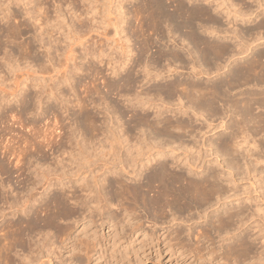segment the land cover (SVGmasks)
Returning <instances> with one entry per match:
<instances>
[{
  "label": "bare ground",
  "instance_id": "1",
  "mask_svg": "<svg viewBox=\"0 0 264 264\" xmlns=\"http://www.w3.org/2000/svg\"><path fill=\"white\" fill-rule=\"evenodd\" d=\"M4 1V0H2ZM9 1V0H8ZM15 2L16 4L17 3H20L22 5H24V16H26L27 18L25 20H18V22L16 23V25L14 26H9L6 28V32H5V36H8V37H12V38H16V37H21L24 35L23 31L27 29V27L32 23V24H36L35 26H37L36 28H39V33H38V36L40 37L41 41H42V36L45 34L44 33V28L46 27L47 25V21H44V20H41L39 18L40 14L41 13H44L46 12V8L45 9H42V7H40L41 5L37 2V0H10V2ZM121 1V0H120ZM141 1V0H140ZM174 2V8L173 10H169L166 6V1L165 0H142V3L143 4H139L140 7H138V4H137V9H134V10H138L140 11V15H143L141 16V21H142V17H144L145 14H143V12H148L151 16L147 14L148 19L149 21H152L154 22L155 26L152 25L150 22V26H154L155 30L159 28V31L162 32L161 34H164V36L162 35V37H165L167 38V41H175V38H177V42L179 40V34L182 32V35L183 37L181 38L180 36V39L182 40V43L183 41L187 44H189V48L187 49H190V52L188 53L190 55V57L188 58V55L186 54L187 50L184 49L186 52L185 54L186 55H183L184 56H187V58L189 59L188 61L184 62V60L186 59H183V57L181 56V54L178 52H176V50L174 49H169L168 51L164 50L163 54H161V51H159V49H157L158 53L160 52L161 56L164 57L163 60H166L168 61V63H166V65L163 63V67L167 66V71L169 72V74H167L166 76L169 77V80L165 81V85H162L163 87H157V84L155 85L156 88H155V91L154 93H160L159 96L157 95V99L158 100H161L162 98H164L162 95H164L165 97H172V95L175 94V97H177V101L179 103V106L177 105L178 103H174L175 105L178 106L177 110L178 111L176 114H181V113H185L187 109H189L190 105L188 106L187 103L191 104V107L193 108L194 107V110H198L197 113H199L200 115H203V114H206L210 117L212 116H216V115H219L218 117L220 118V124L221 127L222 126H225V128H230V131H229V138H227V140L224 142V143H221L223 144L222 146L219 145V143H217V145L221 148H219L217 145H216V142L214 143L211 139V141H207L205 142L210 148H213L214 150V153L215 152H219V149H221V153H224V156H228V152L227 151H230V148L227 147V144L228 143H231V145H235V146H238L240 147V149L242 150V146L246 145V146H249V148H251V150L248 148H244V151H246L245 149H247L248 152L252 153L253 150L258 147V143L255 139V137L258 135L259 136V131H263L262 135L264 134V117L260 116V114H257V115H254L255 113H253V109H254V105H257L258 106H264V60H262V57L264 56L263 55V50L261 51V49L259 51H255V47L258 46V45H262L264 42H258L259 40H262L264 37L262 36L264 34V25L262 24H257L255 25L254 27L252 28H249L250 26H247L248 28H245L244 26V30L243 28L242 29H238V31L235 33V30H233V34H234V42L233 43H227V42H224V34H220V32L222 30L219 29V24H220V21H219V17L218 15H214L212 14V11H218L219 13L220 12H224L225 15H229L231 14V12L233 13L232 16H234V18H239L238 20H241V22H247L248 23V20H250V18L252 16H257L258 15V11H257V8L259 7H263L264 3H262V0H250V3L246 4L244 2H242L241 0H237V8L236 9H233L231 10L230 9V6L233 5L232 1L230 4H228V2L226 0H222L220 2H218V0H201L203 2H206L207 3V6L206 4L205 5H201L200 3H195L196 6H193L192 5H188V1L190 2V0H172ZM199 1V0H198ZM209 1H211V5L213 6V8L209 7ZM236 1V0H235ZM5 2V1H4ZM4 2H3V5H4ZM13 2V4H14ZM166 2V3H165ZM264 2V1H263ZM41 3V2H40ZM70 3V2H69ZM191 3V2H190ZM193 3V2H192ZM252 3H254V6L255 9L252 7ZM1 2H0V14H2L1 16V19H5L7 22V20L11 17L13 19H16L18 17H20L21 14H19L18 12H13V11H10L9 10V6L8 4L6 5L7 7L5 8L7 11L5 12L4 11H1ZM12 4V3H11ZM42 4V3H41ZM198 4V5H197ZM2 5V6H3ZM136 5V4H135ZM134 5V6H135ZM167 5H170L169 3ZM58 6V5H57ZM60 6V5H59ZM70 6V5H69ZM120 8L118 6H115V8ZM122 7V6H121ZM253 9H252V8ZM117 8L115 10H117ZM124 8V6L122 7ZM119 9V14L120 13H123L122 11L124 9ZM56 9V8H55ZM72 9V8H71ZM128 9V8H127ZM146 9V10H144ZM3 10V9H2ZM40 10H43V11H40ZM122 10V11H121ZM129 10V9H128ZM60 11V10H59ZM77 10H75L72 14L74 16L77 15ZM125 11V10H124ZM127 11V10H126ZM137 11V12H138ZM260 11V10H259ZM72 12V10L70 11ZM109 12V10H108ZM135 14V13H134ZM138 14L136 16H138ZM217 14V13H216ZM261 14L262 16H264V9L261 10ZM260 14V15H261ZM82 15V12H79V14L76 16L77 20L79 17H81ZM122 15V14H121ZM120 15V16H121ZM124 15V14H123ZM224 15V16H225ZM60 16V15H58ZM72 16V17H73ZM135 15H133L134 17ZM145 16V17H147ZM22 17V16H21ZM20 17V18H21ZM140 17V16H139ZM118 15H117V19H118ZM135 18V17H134ZM31 19V21H30ZM74 19V18H72ZM116 19V18H115ZM120 19V18H119ZM124 19V18H123ZM121 19V21L123 20ZM136 19V18H135ZM144 19V18H143ZM147 19V18H146ZM151 19V20H150ZM252 19V18H251ZM139 20V19H137ZM30 21V22H29ZM129 21V20H128ZM140 21V20H139ZM144 22H146L145 20H143ZM251 21V20H250ZM34 22V23H33ZM36 22V23H35ZM124 22V21H123ZM138 22V21H137ZM196 22H200L205 24L203 25V27H201L200 25V28H203L202 30H199L196 26ZM259 22V21H258ZM263 22V21H262ZM132 23V22H131ZM148 22H146L145 24H147ZM126 24V23H125ZM128 24V23H127ZM135 24V23H134ZM140 24V22H139ZM142 24V25H141ZM140 26L142 27L143 26V23L141 22ZM164 24L165 26L163 27ZM199 24V23H198ZM251 24V23H250ZM114 25L116 26H113L115 29H118V21L116 20V22L114 23ZM120 25V24H119ZM124 25V24H123ZM149 25V24H148ZM31 26V25H30ZM34 26V25H33ZM206 26V27H205ZM242 26V25H241ZM120 27V26H119ZM137 27V26H136ZM139 27V26H138ZM123 28V27H122ZM127 28V27H126ZM131 28V27H130ZM135 28V26H134ZM221 28V27H220ZM240 28V27H239ZM75 29V28H74ZM72 28V30H74ZM114 29V31H116ZM124 29V28H123ZM139 31L140 29L142 30V28H138ZM137 29V30H138ZM148 28H146L145 30H147ZM38 30V29H37ZM35 29V31H37ZM122 30V29H121ZM120 30V31H121ZM132 30V29H131ZM136 30V28H135ZM152 30V31H151ZM184 30V31H183ZM119 31V30H118ZM119 31V32H120ZM130 31V30H129ZM152 32V35L151 36H154L153 33H155L153 31V28L152 29H148L147 32ZM157 31V30H156ZM226 31V30H225ZM77 32V31H76ZM117 32V31H116ZM114 32V33H116ZM117 32V33H119ZM123 32V30H122ZM135 33L137 31H134ZM180 32V33H179ZM202 32L207 33V34H210L209 37H211L212 39H210L209 37H206V35H203ZM144 33V30L143 32ZM159 33V32H158ZM177 37H175V35H177ZM37 34V33H36ZM76 36H78V38H82L84 37L85 35H82V34H77L75 33ZM140 34V33H139ZM138 34V35H139ZM151 33H149L150 35ZM117 35V34H115ZM137 35V33L135 34ZM144 34H140V36H142ZM145 35H146V31H145ZM157 35V34H156ZM212 35V36H211ZM34 36H37L34 34ZM124 36H125V33H124ZM147 37H149L148 35H146ZM161 36V35H160ZM38 37V38H39ZM126 37H129V36H126ZM143 37V36H142ZM146 37V38H147ZM36 38V37H34ZM36 38V39H38ZM137 38V37H136ZM160 38V37H158ZM172 38V39H171ZM49 39V42H48V45L46 43V46L44 45V49L46 50L45 54H46V57H47V60L49 61V63L51 64V67L50 68V71L53 70L55 72L56 77L60 78L58 79L59 81L57 82L56 80V83H53V85H50L47 87V89H43L44 85L37 82L36 81V77L34 75H26V77L24 78H18L20 80L17 79V82L14 84L16 86L17 89H14V91L12 90L10 95L17 98V96H20L18 101H19V106H21V109L16 111L18 112L19 114H23V112H25V109L23 107V104L26 103L25 101L27 100L28 96H29V93H28V90L30 87H37V91L35 92V98H37V100L39 101L38 104H40V96L42 94H45L47 96L51 95V97L53 99H59V95H63L62 91L59 89V85L60 84H63V83H66V82H70L71 79L74 78V76L72 75V73L70 74L69 72H73L75 73V71L77 72V70H80L81 67V64L80 62L76 63L75 60L74 61H71L72 62V66H69V64H67L65 66V69L63 70V72H61V68L62 66L60 65V63H57L56 66L51 62V53L49 55V50L52 48L51 46V42L50 41V37H48ZM126 39V38H124ZM129 38H127L128 40ZM131 39V38H130ZM145 39V36L142 38V40ZM149 38L145 39L146 42H150V41H147ZM156 39V38H155ZM154 39V40H155ZM171 39V40H170ZM161 40V39H160ZM159 42L161 43L162 41ZM144 41V42H145ZM156 41V40H155ZM23 42V41H22ZM139 42V41H138ZM141 42V41H140ZM144 42L142 43V45L144 44ZM166 42V41H165ZM164 42V43H165ZM180 42V41H179ZM179 42H178V45H179ZM42 43V42H41ZM152 43V41L150 42ZM169 43V42H168ZM176 43V41H175ZM182 43L179 45L181 46ZM45 44V43H44ZM125 44V43H124ZM129 44V43H128ZM146 44V43H145ZM145 44H144V48L145 47ZM149 44V43H147ZM146 44V45H147ZM172 44V42H171ZM177 44V43H176ZM175 44V45H176ZM20 45V44H19ZM136 45V44H135ZM151 45V44H150ZM149 45V47H151ZM164 45V44H162ZM166 45V44H165ZM164 45V46H165ZM174 45V46H175ZM177 45V46H178ZM186 45V44H185ZM124 46V45H123ZM127 46V45H126ZM130 46V45H129ZM133 46V45H132ZM139 46V45H138ZM148 46V45H147ZM168 46V45H167ZM147 47V48H149ZM158 47V46H157ZM171 47H173L171 45ZM182 47V46H181ZM185 47V46H183ZM188 47V46H187ZM127 48V47H125ZM124 48V49H125ZM130 48V47H129ZM127 48V52L126 54L128 53V49ZM143 48V47H141ZM146 48V49H147ZM163 48V47H162ZM176 49V47H173ZM186 48V47H185ZM20 49L24 52V56L26 57H29L31 58V61L33 63H35L38 68H40V70L42 72H47L48 71V67H46L45 64H43L44 62H41V60L35 55H32V51H33V42L32 40H26L24 41L21 46H20ZM123 49V48H122ZM136 49H139L140 48H136ZM180 50V48H178ZM177 49V50H178ZM54 50V49H53ZM132 51V49H129ZM135 50V49H134ZM145 49L141 50L142 52L144 51ZM148 50V49H147ZM163 50V49H161ZM182 50V49H181ZM180 50V51H181ZM55 51H57V48H55ZM123 51V50H122ZM139 51V52H141ZM146 51V50H145ZM183 51V50H182ZM21 52V51H20ZM142 52H141V55H142ZM6 53V52H5ZM4 53V54H5ZM94 53L96 52H88L87 50L84 51V58L86 56H90V57H94ZM101 53V52H100ZM99 53V56H101V54ZM155 53V51H154ZM179 53V54H178ZM184 53V52H183ZM125 54V53H124ZM122 54V55H124ZM139 54V53H138ZM156 54V53H155ZM154 54V55H155ZM3 55V54H2ZM131 55V54H130ZM136 55H137V52H136ZM153 55V54H152ZM158 55V54H157ZM156 55V57H157ZM242 55V56H241ZM5 56V55H4ZM2 56L3 59H4V65L9 68L8 70L9 71H17V70H21L20 67H17L13 66L9 61L12 60L10 59V53L8 54V56ZM12 56V55H11ZM129 56V55H128ZM127 56V57H128ZM159 56V55H158ZM0 57V58H2ZM53 57V56H52ZM126 57V56H125ZM160 57V56H159ZM158 58H155L153 59V57L149 60L150 63H144V62H141L142 59H140L139 62L141 63H138L137 61L135 62V64H140L142 65V73L143 74V79L142 81H144V79H147L150 81V79L154 82L153 78H157L159 76H162L160 73H162L160 71L157 72V65H160L161 64H156L155 66V70L154 69V64L157 63L158 60L156 59H159ZM24 58V57H23ZM97 58V57H96ZM95 58V59H96ZM99 58V57H98ZM225 58V59H224ZM242 58H245L242 62L241 61H238V60H241ZM2 59V60H3ZM17 59V58H15ZM53 59V58H52ZM103 59V58H102ZM122 59V58H121ZM126 59V58H125ZM125 59L123 60H120V61H116V62H112L108 59V65L111 66V72L116 76L118 73V69L120 68H123L124 70L126 68H124L125 64L128 65V63L130 62H127ZM145 59V58H144ZM143 59V60H144ZM148 59V58H147ZM160 59H162L160 57ZM222 59H224V63L223 64H220V62L218 61H221L222 63ZM1 60V59H0ZM18 60V59H17ZM136 60V59H135ZM134 59H132V61H135ZM13 61V60H12ZM47 61V62H48ZM53 61V60H52ZM102 61V60H101ZM110 61V62H109ZM148 61V60H147ZM162 62V60H160ZM160 61H158L160 63ZM165 61V62H166ZM15 63V61H13ZM45 65V67L41 64ZM46 62V61H45ZM55 62V61H54ZM83 62V60H82ZM87 62V61H86ZM99 62V61H98ZM127 62V63H126ZM164 62V61H163ZM48 63V64H49ZM89 63V62H88ZM102 63V62H101ZM100 63V64H101ZM115 63V64H114ZM133 63V62H132ZM144 63V64H142ZM179 64V66H182L181 68H183V66H185V63H186V66L189 65V68H188V71H187V74L188 72L190 71L189 69H191V73L189 74L190 76H188L186 78V76H184L185 78H183V76L180 78H176V77H172V75H177L178 73L176 71H179L177 70L178 66H176V64ZM31 64V62H30ZM49 64V65H50ZM134 64V63H133ZM134 64V65H135ZM137 64V65H138ZM153 67H151L150 65ZM177 64V65H178ZM34 65V64H33ZM34 65V66H36ZM106 65V64H105ZM126 65V67H127ZM138 65V67L140 66ZM36 66V67H37ZM48 66V65H47ZM133 66V65H132ZM129 65V67H132ZM150 66V67H149ZM173 66V68H171ZM185 66V67H186ZM28 67V66H27ZM30 67V66H29ZM33 67V66H31ZM68 67H71V69H69V72H68ZM109 67V66H108ZM139 67V69L141 68ZM163 67L161 69H163ZM164 67V68H165ZM188 67V66H187ZM186 67V68H187ZM25 68V67H24ZM133 68V67H132ZM152 68V69H150ZM180 68V67H179ZM223 68H226V71H221ZM29 69V68H28ZM31 69V68H30ZM88 69V67H87ZM121 69V70H123ZM127 69H129L127 67ZM160 68H158L159 70ZM160 69V70H161ZM165 69V70H166ZM39 70V71H40ZM89 70V69H88ZM95 70V69H93ZM163 70V71H165ZM182 70V69H181ZM32 71V70H31ZM35 71V69H34ZM34 71H32V73H34ZM38 71V72H39ZM91 71V70H90ZM98 71V70H97ZM94 71L95 74L98 76V73L99 71ZM128 71V70H127ZM155 71V72H153ZM167 72V73H168ZM69 73V74H68ZM79 73V72H78ZM117 73V74H116ZM125 73V72H124ZM128 74H130V76H128L127 74L125 76H122L118 79H120V81H122V86L123 87H129L130 84H134V82H137L135 81V79L132 77L134 76L131 73L126 72ZM152 73V75H151ZM166 74V72H163ZM177 73V74H176ZM35 74V73H34ZM123 74V73H122ZM184 74V73H183ZM201 74H206L207 76V79L205 78V80L202 78L199 80V77L196 79H194V76H197V75H201ZM210 74H214V79H212V76L210 77ZM222 74H224L222 76ZM132 75V76H131ZM179 76L181 74H178ZM177 75V76H178ZM113 76V75H112ZM120 76V75H119ZM219 76V77H218ZM218 77V78H217ZM98 78V77H97ZM114 78V77H113ZM163 78V77H162ZM161 78V79H162ZM201 78V76H200ZM29 79V83L26 84L25 83V86L23 85V88H19L21 84H24V82H26V80ZM160 79V78H159ZM160 79V80H161ZM168 79V78H167ZM104 80V79H103ZM159 80V81H160ZM74 81V79H73ZM141 81V82H142ZM162 81V80H161ZM28 82V80H27ZM140 82V81H139ZM140 82V83H141ZM72 83V81H71ZM74 83V82H73ZM80 83V82H79ZM95 83V82H94ZM93 83V85H94ZM117 83V82H116ZM116 83H107L106 84V87L108 88L109 91L114 90V89H118V84ZM139 83V84H140ZM143 83V82H142ZM154 83H157V82H154ZM161 83V82H160ZM252 83L253 86L257 87L258 89H254V91H251L250 89L247 90V91H242L239 93V96L241 97H234V95H232L230 92H232L233 89H236V87H240L241 85H247V84H250ZM76 84V83H75ZM121 84V83H120ZM136 84V83H135ZM82 84L80 83L78 86H81ZM86 85V84H85ZM137 85V84H136ZM77 86V87H78ZM118 86V87H117ZM121 86V87H122ZM141 86V85H140ZM252 86V87H253ZM22 87V86H21ZM76 85L74 84H70V89H73V91H75V89L77 88ZM85 87V86H83ZM89 87V86H88ZM122 89L124 90L125 88ZM127 87V88H128ZM131 87V86H130ZM129 87V88H130ZM132 88V87H131ZM130 88V90H131ZM260 88V89H259ZM79 89V88H78ZM97 89V88H96ZM86 90V89H85ZM127 90V89H126ZM149 90V89H148ZM256 90V91H255ZM71 91V90H70ZM151 91V90H149ZM148 91V92H149ZM10 92V91H9ZM78 92V91H77ZM95 92V91H93ZM128 92V91H127ZM131 92V91H129ZM128 92V93H129ZM142 94L141 91H138V94ZM148 92L146 93V96L145 97H141L139 96L138 94L136 95L134 93V97L132 99L136 100L137 103H145L144 100H146L147 104L150 103L151 105L153 104V102L155 101H158L156 100V97L155 98V101H151L150 99V96L148 95ZM74 93V92H73ZM113 93V92H112ZM126 93V92H124ZM144 93V91H143ZM153 93V92H152ZM37 94V95H36ZM72 94V92H71ZM86 94V93H85ZM84 94V95H85ZM105 94V93H104ZM131 95V93H129ZM127 94V95H129ZM236 94V93H235ZM9 95V97H10ZM91 95V94H90ZM99 95V94H98ZM118 95V94H117ZM126 95V96H127ZM147 95L149 96V98L147 97ZM156 95V94H155ZM7 96V95H6ZM5 96V97H6ZM67 96V95H66ZM81 96V95H80ZM124 96V95H123ZM153 96V95H152ZM151 96V97H152ZM162 96V97H161ZM3 97V96H1ZM4 97V98H5ZM69 97V96H68ZM99 97V96H98ZM161 97V98H160ZM80 99V97H78ZM78 98H76L79 102L81 100H79ZM131 98V96H130ZM130 98H129V101H130ZM145 98V99H144ZM152 97V100L154 99ZM160 98V99H159ZM168 98H164V100L166 101V104L167 105V100ZM173 98V97H172ZM185 99L186 102L185 104L187 105L185 108L187 109H184V106L181 105L180 103L182 102L181 100L182 99ZM2 99V98H1ZM14 99V98H12ZM128 99V96L127 98ZM131 99V100H132ZM2 100H8V99H2ZM60 100V99H59ZM76 100L77 104L79 103L78 101ZM100 100V99H99ZM103 100V99H101ZM133 100V101H134ZM164 100L162 101V103L164 102ZM171 100V99H170ZM175 100V99H174ZM1 101V100H0ZM105 101V100H104ZM169 101V100H168ZM176 101V100H175ZM8 102V101H7ZM68 102V100H67ZM65 101V103H67ZM84 102V101H82ZM128 102V101H127ZM135 102V101H134ZM183 102V103H184ZM1 103V102H0ZM57 103V102H56ZM62 103V102H61ZM64 103V101H63ZM85 103V102H84ZM137 103H134V104H137ZM156 103V102H155ZM170 103V102H169ZM71 104V103H70ZM82 107L85 108V106H83V103H79ZM95 104V103H94ZM102 104V103H101ZM131 104V103H130ZM129 104V105H130ZM139 104H137L139 106ZM146 104V103H145ZM143 104V105H145ZM146 104V105H147ZM63 105V104H62ZM61 105V106H62ZM79 105V106H80ZM97 105V104H95ZM104 105V104H103ZM102 105V106H103ZM136 105V107H137ZM160 105L162 106V104L160 103ZM159 105V106H160ZM157 105H155L156 107ZM164 106V105H163ZM65 107V106H64ZM109 107V106H108ZM127 107V106H126ZM135 107V106H134ZM145 107V106H144ZM165 107V106H164ZM163 107V109H164ZM169 107V106H167ZM256 107V106H255ZM1 108V107H0ZM55 108V107H53ZM80 108V107H79ZM84 108H80V109H84ZM105 108V107H104ZM107 108V107H106ZM141 108V107H139ZM157 108H160V107H157ZM173 108V107H172ZM12 109V108H11ZM10 109V110H11ZM67 109V108H66ZM162 109V108H160ZM176 109V108H175ZM16 110V109H15ZM36 110V109H35ZM191 110V109H190ZM12 111V110H11ZM10 111V112H11ZM81 111V110H80ZM141 111V110H140ZM157 111V113L160 112V110H156L155 109V112ZM173 111V110H172ZM175 111V110H174ZM173 111V112H174ZM192 111V110H191ZM255 111V110H254ZM15 112V113H16ZM56 111H52L51 113H53V119H52V122L50 120L47 119V121H43L44 124H42L41 127H39L38 124L36 123H30V125H26L25 127L26 128H29L27 131H33V134L34 135H31V136H35L37 135V137L35 136L34 138H37L38 140H34L31 142V139L30 141H28L29 139H27V141H22L20 144V147L22 146V149L21 151L19 150H13V145L14 143H11L12 146L10 145H7L5 143L4 144H0V147L2 145L3 149H4V153L7 152V154H9L8 156L12 157L13 158V164L14 167H15V170H22L21 172L24 171L25 167H24V163L26 162H22L24 160L25 157L27 156H31V155H39V156H43L44 153H45V150L46 151H53L55 148L57 149H61V146L63 145L62 143V139L63 137H59V133L56 135V131L58 130V132L60 131V129H64V126L61 125L62 123L60 121H57V117L55 113ZM61 112V111H60ZM82 112V111H81ZM114 112V111H113ZM167 112V111H166ZM171 112V111H170ZM169 112V113H170ZM188 112V111H187ZM192 112H195V111H192ZM14 113V114H15ZM17 113V115H18ZM116 113V112H115ZM136 113V112H135ZM149 113V112H148ZM156 113V114H157ZM197 113L195 115H197ZM9 114V113H8ZM155 114V115H156ZM161 113H159L160 115ZM9 115H12L13 117V114H9ZM16 115V114H15ZM120 115V114H117V116ZM147 114H145L146 116ZM162 115V114H161ZM222 115V116H221ZM21 116V115H19ZM81 116V115H80ZM84 116V117H83ZM83 119L89 126L91 129V133H93V137H96L97 138V135L98 133L102 134L104 136L103 140L100 141V139H98L99 142V145L103 148V144L107 143L106 145L108 146V151L106 154L109 155L108 158L105 157V154L104 156H98L96 154V151L97 150L95 148L92 149L93 152H89L87 151L88 150V143L86 144H82L80 143V141H77V139H74V135L73 137L70 136V138L74 139V141L76 140V146H77V149L76 152L74 153V156H76V158H74L73 162L74 165H75V171H72V177L74 179H71L69 181L72 182V185L69 186V193L70 195L68 196L67 194H65V196L67 198H72L73 200V204L77 206L76 209H71L70 208H67L65 206H63L62 204V201H64V198L61 200V197L59 194L57 195H52L51 197L49 198H44V199H41L40 200V205H38L37 207L35 208H32V205L34 204H31V206L29 205L31 201H35L36 198H32L31 194L28 195L26 197V199H24L25 201L24 202H20L21 205L19 207H16L14 206L13 207V203L11 204V200L7 203H9L12 207H13V210L15 208H17V210H22L25 214V216H27L30 212H33V217L35 216V219L33 218V221L34 224H37L40 229V232H38L39 234L41 233L42 235V239L39 238L36 243H34L33 245L36 247L35 249L33 248H30L31 244L28 246V254H31L29 256H31L30 258L29 257H25L29 260H26L25 257L22 258H19V259H22L20 260L21 263L20 264H35V262L32 263L33 260L37 259V254L39 256V253L41 252L40 250H43L45 247L46 248H52V245H54V242L55 240H50L51 237L48 236V233L44 230V229H47L50 227H52L51 225H49V222H50V219L52 220L54 217H57L58 214L61 215L62 218H69L70 216H76L78 214H81L84 212V211H88L89 213H87L91 218L94 217V213L96 214V216H99V220H100V225L99 226H102L103 224H106L107 227L108 225L109 226H112L113 229L116 230L117 232V229H119V231L121 230H124L125 227L129 229V234L131 235V238L132 235L135 236V233H137L138 231L142 232L143 235H148L149 233H146L144 231L141 230V226L144 225L143 223H138L139 222V219H136L137 215H139V213H135V210L136 208L138 207V205L141 204V206H143L144 208H146V210H150L155 217H158V219L162 218V219H165L164 217V214L166 212V209H170V210H173V215L178 214L179 212H184L186 211L185 213H187L188 211H190L192 208L193 209H196L197 210H201L202 207H209L210 205L213 206L214 204V201L213 199L214 198H218L219 200L221 199H227V198H230V196L233 197V193H235V189L232 190L231 187H226V184L224 186V181L221 182V180H219L221 177L224 179L225 177H229L227 175V171L225 172L226 173V176H225V173L222 175V173H220V170H217L215 171V167L212 166L211 168L213 169L209 170V169H206V167L208 168V166L204 167V170L202 169L201 172L202 173H196V175L194 173L191 172V170H187L188 172L186 174H182V173H178V172H175L170 170L169 166H168V161L165 159L166 156L170 153H174L176 151V148H179V147H183L182 149H185L187 151V149L189 148H192L190 146H188V143L186 142L187 139H183V137L185 136L186 138H189L191 135H192V132H193V129L192 127L190 128L189 127V124L186 122H183L181 121L180 119H175V120H172L170 119V117L168 116L167 118H158L159 120H156L153 122H148L149 120H146L145 116L144 118H142L143 121H140L139 124H134L133 128H137L138 126V129L139 130V133L141 134L142 132V136H138L136 137V140L134 142H130L131 139L128 138V134L130 132V126H127L126 128H123L122 130V127L120 125L122 124H117L116 125V129L119 128V132H122L121 134L119 132H117L118 134L115 133V129H111V127H106L104 129H102L101 125L104 121L101 122V124L99 123L98 124V120L96 119V116L95 114L93 113L90 114L87 113L85 115H83ZM116 116V114L114 115ZM142 116V115H141ZM158 116V114H157ZM229 116V117H227ZM10 117V119L13 120V118ZM18 118V116H16ZM112 117V116H111ZM147 117V116H146ZM164 117V116H163ZM166 117V116H165ZM202 117V116H201ZM225 117H227V121L225 120ZM3 118V117H2ZM22 118V117H21ZM45 118V117H44ZM59 118V117H58ZM76 118V117H75ZM102 118V117H101ZM119 118V116L117 117ZM140 118V119H141ZM194 118V117H193ZM218 118V119H219ZM110 119V118H109ZM133 119V118H132ZM199 119V118H198ZM5 120V119H3ZM11 120V121H12ZM16 120V118H15ZM18 120V123L17 125L19 124H24L23 122L21 123V121L19 122V119ZM22 120V119H21ZM59 120V119H58ZM230 120V121H229ZM25 121V120H23ZM77 121V120H76ZM80 121V120H79ZM83 121V122H84ZM51 122V123H50ZM60 122V124H58ZM63 122V121H62ZM118 122V121H117ZM230 122V123H229ZM208 123V122H207ZM105 124V123H104ZM36 125H38V127H36ZM41 125V124H40ZM85 125V124H84ZM114 125V123H113ZM21 126V125H20ZM24 126V125H23ZM22 126V127H23ZM80 126V125H79ZM145 126V127H144ZM76 127H78L76 125ZM220 127V126H219ZM7 128V127H6ZM5 128V129H6ZM14 128V127H13ZM24 128V127H23ZM132 128V129H133ZM233 128V129H232ZM252 128H254L255 130H252ZM72 128H70V131H71ZM213 129V128H212ZM118 130V129H117ZM137 130V129H136ZM173 130H176L174 131L173 133L175 134L176 132H178V134L181 136V134L183 135V137L179 136V135H174L172 133ZM10 131V130H9ZM138 131V130H137ZM77 132V131H76ZM80 132V131H79ZM85 132V131H84ZM11 133V132H10ZM28 133H32V132H28ZM55 133V134H54ZM61 133V132H60ZM71 133H74V131H71ZM228 133V132H227ZM82 134V133H81ZM85 134V133H84ZM83 134V136H84ZM99 134V135H100ZM18 135V134H17ZM29 135V134H28ZM198 135V134H197ZM219 135V134H218ZM221 135V133H220ZM14 136V135H13ZM69 136V135H68ZM196 136V135H195ZM6 137V136H5ZM58 137V138H57ZM76 137V136H75ZM86 137V136H85ZM90 137V136H89ZM192 137V136H191ZM220 137V136H219ZM218 137V138H219ZM222 137V136H221ZM32 138V137H31ZM69 137L66 138L67 141H71ZM217 138V137H216ZM216 139V140H219V139ZM225 138V139H226ZM13 139V138H12ZM11 139V140H12ZM18 139V138H16ZM15 139V140H16ZM195 139V138H194ZM222 138H220L221 140ZM6 140V139H5ZM4 140V141H5ZM13 140V141H15ZM24 140V139H23ZM33 140V138H32ZM79 140V139H78ZM215 140V141H216ZM3 141V140H1ZM6 141H9V140H6ZM66 141V142H67ZM86 141V140H85ZM189 141V140H188ZM223 141V139H222ZM221 141V142H222ZM11 142V141H10ZM219 142V141H218ZM9 143V142H8ZM22 143H24L22 145ZM125 143V144H124ZM71 144V143H69ZM203 144V143H201ZM205 144V146H206ZM15 145H18L17 142ZM127 145V146H126ZM190 145V144H189ZM204 145V144H203ZM66 146V145H65ZM105 146V145H104ZM126 146V147H125ZM175 146V147H174ZM202 146V145H201ZM230 146V144H229ZM1 147V148H2ZM19 147V146H17ZM19 147V149H20ZM26 147V148H25ZM29 148V150H33V152H31V154H28L26 152L27 151V148ZM64 147V146H63ZM62 147V148H63ZM92 147V146H91ZM188 147V148H187ZM228 150H226L227 148ZM245 147V146H244ZM0 148V149H1ZM16 148V147H15ZM168 148V151H166V149ZM187 148V149H186ZM2 149V150H3ZM65 149V148H64ZM123 149V151H121ZM208 149V150H209ZM237 151L240 149L237 148ZM1 150V151H2ZM25 150V151H24ZM63 150V149H62ZM61 152L62 154H64V152ZM66 150V149H65ZM64 150V151H65ZM179 150V149H178ZM183 150V151H185ZM250 150V151H249ZM58 151V150H57ZM72 151V150H71ZM211 151V150H209ZM243 151V150H242ZM240 151V152H242ZM243 151V152H244ZM257 151V150H256ZM255 151V152H256ZM3 152V151H2ZM1 152V153H2ZM68 152V151H67ZM98 152V150H97ZM213 152V151H212ZM254 152V153H255ZM70 152H68L69 154ZM176 153V152H175ZM185 153V152H184ZM217 153H215V155H217ZM231 153V152H230ZM238 153V152H237ZM245 153V152H244ZM243 153V154H244ZM249 153V154H250ZM253 153V154H254ZM257 153H260V151H257ZM28 154V155H27ZM72 154V153H71ZM186 154V153H185ZM213 154V153H212ZM219 154V153H218ZM226 154V155H225ZM242 153H240L241 155ZM247 155V152L245 153ZM244 154V155H245ZM256 154V153H255ZM255 154L253 155V159L255 161ZM4 155V154H3ZM6 155V154H5ZM27 155V156H26ZM70 155V154H69ZM223 154H221L222 156ZM232 155V154H231ZM7 155L5 157H8ZM211 156V155H210ZM223 156V157H224ZM239 156V155H238ZM237 156V157H238ZM256 156H258V154H256ZM15 157V158H14ZM184 157H187V156H184ZM217 157V156H216ZM249 157V155L247 156ZM252 157V154L250 155V158ZM28 158V157H27ZM26 158V159H27ZM32 158V157H31ZM42 158V157H41ZM46 158V157H45ZM44 158V159H45ZM160 158H163V159H160ZM173 160H174V156L172 157ZM226 158V157H225ZM232 158V159H231ZM252 161V159H250ZM7 160H9L8 158H6ZM228 159H231L232 161L230 162V160L227 162L229 165L232 164V162H234L233 159H235V163H242L240 160L243 161V163H246V165H248L249 162H247V158L245 156H242L241 155V159L239 157V159H237L235 156L233 157H230V154L228 156ZM258 158H256L257 160ZM6 160V161H7ZM153 160V163L155 162L156 166L154 164H151V161ZM226 160V159H224ZM239 160V161H238ZM26 161V160H25ZM57 163H58V160H56ZM202 161V160H201ZM253 161V163H254ZM258 161H261V160H258ZM8 162V161H7ZM10 162H12V159L11 161H9L8 164H10ZM150 162L151 165H154V168L152 166V171L150 173H148V175H142L144 172V170H148L150 168V165H148V163ZM262 162V161H261ZM4 163V161L2 162ZM40 163V162H39ZM55 163V162H54ZM138 163H140L141 167H137L139 168L140 170L138 172H136L134 170L135 166L138 165ZM172 163L174 164L175 161H172ZM171 163V165H173ZM208 163V162H207ZM213 163V162H212ZM252 163V162H251ZM257 163V162H255ZM252 164L251 167H253ZM61 164V163H60ZM211 164V163H210ZM221 165V162L219 163ZM55 165V164H54ZM58 165V164H56ZM93 165V170H94V167H99L98 170H100V174L99 175H93L92 176V181H88L85 179L84 175H83V178L81 179V175L84 174L82 171H87L89 170V172L93 171L92 169H90V167ZM97 165V166H95ZM170 165V166H171ZM177 165V164H176ZM196 165V164H195ZM220 165H217L220 166ZM245 165V164H244ZM251 165V164H250ZM3 166V165H1ZM11 166V164H10ZM62 166V164H61ZM232 166L234 167V165L232 164ZM12 167V166H11ZM34 167V166H33ZM50 167V166H49ZM118 167V169H117ZM149 167V168H148ZM224 167V166H223ZM45 168V167H44ZM43 168V169H44ZM48 168V167H46ZM53 168V167H51ZM49 168L47 169L48 171L52 169ZM61 168V172L59 177H57L56 175V185H59L60 182H62V180L65 178L66 176V179L68 178H71V176H69V174L66 173V171L64 170L65 166L63 165ZM127 168L129 170H131V174L133 175V177L136 179V180H141V176H144V183L139 180V182L137 181V183L133 182V183H130L128 182L127 180L129 179H126L127 176L125 175H128V171ZM142 168V169H141ZM177 168V167H176ZM195 168V167H194ZM203 168V167H202ZM210 168V166H209ZM228 168V167H227ZM226 168V169H227ZM241 168V167H240ZM248 168V167H246ZM10 169V168H9ZM8 169V170H9ZM13 169V168H12ZM55 169L56 166H55ZM59 169V168H58ZM197 169V168H196ZM220 169V168H219ZM230 169V168H229ZM233 168L231 167L230 170H232ZM263 169V170H262ZM261 171L259 172H256L255 170L253 171V169H249L250 172L253 171L252 175L254 174V172H256V175H253L255 178H256V182L259 186H261V184L263 183L264 181V168H262ZM150 170V169H149ZM148 170V172H149ZM235 170V169H233ZM232 170V171H233ZM246 170L245 168L242 169V171ZM6 171V170H5ZM40 171V170H39ZM53 171H56V170H53ZM219 171V172H218ZM222 171V170H221ZM229 171V170H228ZM12 172V171H11ZM17 172V171H15ZM20 174H24L21 173ZM26 172V171H25ZM42 172V171H41ZM125 172L127 174H125ZM180 172V171H179ZM224 172V171H223ZM230 172V171H229ZM239 172V171H238ZM249 172V171H247ZM246 172V173H247ZM249 172V173H250ZM27 173V172H26ZM33 173V172H32ZM45 174V172H42ZM99 173V172H98ZM185 173V172H184ZM188 173H192L194 174L195 176H193L192 174H188ZM236 173V172H235ZM17 174V173H16ZM19 174V175H20ZM46 174H48L49 176V173L46 172ZM97 174V173H96ZM125 174V175H124ZM230 174V173H228ZM232 174V173H231ZM230 174V175H231ZM245 174V172H244ZM41 175V174H40ZM55 175V174H54ZM111 175V176H110ZM246 175V174H245ZM43 176V175H42ZM45 176V175H44ZM125 176V177H124ZM232 176V175H231ZM53 177V176H52ZM129 177V176H128ZM20 178V177H19ZM35 178V177H34ZM225 178V179H226ZM45 178H43L44 180ZM54 179V178H52ZM81 179V180H80ZM133 179V180H135ZM254 179V178H253ZM19 180V179H18ZM82 181V182H79ZM232 180V179H231ZM230 180V181H231ZM16 181V180H15ZM25 181V180H24ZM23 181V182H24ZM47 182V187L51 184L48 179L46 180ZM129 181H132L131 179ZM22 182V183H23ZM41 182V181H40ZM44 183V182H43ZM79 183V184H78ZM152 183H156V185L154 186V188H156L154 194L151 196V195H147L144 188H146L147 192L148 191H153L151 188V184ZM228 183H230L228 180H227V186H228ZM223 184V185H222ZM41 185V184H40ZM17 186V185H16ZM151 186V187H150ZM40 187V186H39ZM45 188L46 190L48 188ZM32 188V187H31ZM259 188H263L262 190V193L264 194V186H261ZM34 189V188H33ZM22 190V189H21ZM29 191V189H28ZM79 192H82L85 193V195L83 196L82 194L81 195V198H79ZM43 192V191H42ZM19 193V192H18ZM61 193V192H60ZM43 194V193H42ZM41 194V195H42ZM3 195V193H2ZM16 195V194H15ZM40 195V196H41ZM45 195V194H44ZM26 196V195H25ZM43 196V195H42ZM64 196V197H65ZM14 198V197H13ZM41 198V197H40ZM5 199V198H4ZM19 199V198H18ZM113 199H117V202L119 203L118 205L121 206V217H119L117 215V213H113V211L111 210L110 211V206L113 204L112 203V200ZM69 200V199H68ZM215 200V199H214ZM228 200V199H227ZM8 201V200H7ZM20 201V200H19ZM18 201V202H19ZM217 201V200H215ZM17 202V200L15 201ZM17 202V203H18ZM38 202V201H37ZM6 203V204H7ZM27 203V205L25 204ZM213 203V204H212ZM218 203V201H217ZM233 203V202H232ZM240 202H238L239 204ZM8 204V205H9ZM19 204V203H18ZM93 204V206H91ZM216 204V203H215ZM2 205V204H1ZM9 206V208L11 207ZM34 206V205H33ZM119 206V207H120ZM210 206V207H211ZM232 206V205H231ZM6 207V206H5ZM11 207V208H12ZM140 207V206H139ZM224 207V206H223ZM226 207V206H225ZM257 207V206H256ZM3 208V207H1ZM10 208V209H11ZM230 208V207H229ZM9 209V210H10ZM82 209V211H81ZM220 209V208H219ZM222 209V208H221ZM225 209V208H224ZM16 210V211H17ZM138 210V209H137ZM1 211V210H0ZM192 211V210H191ZM190 211V212H191ZM225 211V210H224ZM223 211V212H224ZM230 211V212H228ZM226 213V216L225 217H221V214L220 216L217 214L215 215L216 216V219L215 221L213 222L214 225H216V229L217 230H220V231H224L226 232L227 234L229 233V230L231 231L232 229L235 231L234 228H237L236 226L233 228L232 225H234L235 223L237 224V226H239L240 224V221L242 216H245V212H246V208L243 207L242 205H233L231 207V210H228ZM255 211V210H254ZM256 211H259L258 208H256ZM15 212V211H13ZM18 212V211H17ZM117 212V211H116ZM138 212V211H137ZM195 212V210H194ZM199 212H202L204 213L203 211H199ZM198 212V213H199ZM222 212V211H221ZM43 213V215L41 216V214ZM198 213L197 216H198ZM201 213V214H202ZM213 213V212H212ZM12 214V213H11ZM23 214V215H24ZM76 214V215H75ZM93 214V215H92ZM133 214L136 215V217L133 216ZM188 214V213H187ZM1 215H2V211H1ZM0 215V216H1ZM180 215V214H179ZM178 215V216H179ZM205 215V214H203ZM225 215V214H224ZM12 216V215H11ZM86 217H88L87 215H85ZM83 215V217H85ZM140 216V215H139ZM142 216V215H141ZM140 216V218H141ZM177 216V215H176ZM177 216V217H178ZM223 216V215H222ZM60 217V216H59ZM83 217H81L83 219ZM160 217V218H159ZM200 217V216H198ZM202 219H203V216H201ZM2 218V217H1ZM78 218V217H77ZM88 219V222H91L92 224H95L98 220V219ZM143 218V217H142ZM141 218V219H142ZM213 218V217H212ZM86 219V218H85ZM141 219H140V222H141ZM156 219V218H155ZM171 221L173 222V219L175 221L176 217L173 216L171 217ZM182 219V218H181ZM187 219V218H186ZM193 219V218H192ZM234 219L236 220V222L234 223ZM6 220V219H5ZM14 220V219H13ZM30 220V219H29ZM32 221V222H33ZM76 221V220H74ZM167 221V220H166ZM22 221H18V222H15V221H12L11 219H8L5 221V224L2 226L3 229H6L3 233H2V230L1 229V234L0 235V264H13V260L11 258V251L15 248V243L17 242L16 245H18L19 243L18 242H27L26 239H24V236H25V225L24 226V229L22 228ZM145 222V221H144ZM211 222V221H210ZM238 222H239V225H238ZM4 223V222H3ZM29 223V222H28ZM74 223V222H73ZM181 223V222H180ZM188 223V222H187ZM2 224V223H1ZM0 224V225H1ZM31 224V222L29 223ZM99 224V223H98ZM97 224V225H98ZM140 225V226H137ZM168 224V223H167ZM89 225V224H88ZM95 225H93V230L88 231V234L86 233L87 231H85L82 235V231L80 228V232L81 234L75 232V230L71 229V225L70 227H68V225H66V227L62 228L61 230H57L58 232L56 233V238L58 240V246H56L59 250H63V251H66L65 253L69 255L68 259L70 260V263L72 264V262H75L74 259L80 263H83V261L85 262H90L92 260V257L95 256L96 254V257L99 259L101 258L100 256H102L100 253H103V249H104V246L106 247V241H103L105 238V235L104 232L103 234L101 233V235L99 236L98 235V232L100 231H97L96 229V226L94 227ZM153 226V225H152ZM173 226V225H172ZM211 226V225H210ZM213 226V225H212ZM27 227V226H26ZM83 227V226H82ZM92 227V226H91ZM90 227V229H91ZM106 227V226H105ZM185 227V226H184ZM83 228H86L87 227H83ZM179 228V226H178ZM189 228V227H188ZM198 228V227H197ZM196 228V229H197ZM215 228V226H214ZM212 228V229H214ZM240 228V227H239ZM29 229V228H28ZM31 229V228H30ZM29 229V230H30ZM37 229V228H36ZM35 229V230H36ZM51 229V228H50ZM58 229V228H57ZM102 229V228H101ZM100 229V230H101ZM108 229V228H107ZM110 229V228H109ZM121 229V230H120ZM206 229V228H205ZM214 229V230H216ZM42 230V231H41ZM79 230V229H78ZM89 230V229H88ZM105 230V229H104ZM114 230V231H115ZM145 230V229H144ZM154 230V229H153ZM199 230V229H198ZM197 230V231H198ZM202 230V229H201ZM208 230V229H207ZM237 230V229H236ZM113 231V230H112ZM113 231V232H114ZM126 231V230H124ZM206 231V230H205ZM234 231H231V232H234ZM102 232V231H101ZM128 232V231H126ZM125 232V233H126ZM170 232V231H169ZM181 231H179L178 229H174V231L171 230L170 233H167V235L165 234H153L156 238V241H160V237L162 236L168 246H169V249H172L173 253L177 250L181 251V253H192L193 256H196L197 255V258H199L198 254H200L201 252H203L202 254L200 255H212V254H217V257L220 261L223 260L224 264H234L236 263L237 261H239V259L242 257L243 258V261L244 258L246 257V255H249L248 252L250 251V244L248 243L249 241H246L245 238H241V237H237L235 240H233L231 243H228L226 245V248L227 250L226 251H223V252H220L221 249H217L216 247H214L212 244V246L210 245H207L206 243V237H207V233L203 232L198 235H193L194 239L196 240L195 241V245H190V246H187L189 244L186 245V243H182V241L179 240V234H180ZM212 232V231H211ZM218 232V231H217ZM35 233V232H34ZM37 233V232H36ZM52 233V232H50ZM109 233V232H108ZM118 233V232H117ZM115 234V233H111L110 232V235L113 234V236L111 237H116V235L118 234ZM122 233V231H121ZM119 234V236H121L122 234ZM221 233V232H219ZM218 233V235H220ZM224 233V235L226 234ZM239 233V232H238ZM28 234V233H27ZM115 234V235H114ZM124 234V233H123ZM226 234V235H227ZM231 234V233H230ZM233 234V233H232ZM231 234V235H232ZM241 234V233H239ZM109 235V234H108ZM128 235V234H127ZM126 235V236H127ZM209 235V234H208ZM217 235V236H218ZM104 236V237H103ZM148 236H151L152 237V234L148 235ZM147 236V237H148ZM221 236V235H220ZM229 236V235H228ZM234 236V235H233ZM233 236H230L231 238ZM238 236V235H237ZM263 236V235H262ZM102 237L104 238L102 241L100 240V238L102 239ZM114 237V238H115ZM124 237V236H123ZM137 237V235H136ZM223 237V236H222ZM117 238V237H116ZM121 238V237H120ZM129 238V239H131ZM208 238V237H207ZM229 238V237H228ZM230 238V239H231ZM31 239V238H30ZM52 239V238H51ZM113 239V238H112ZM151 239V238H150ZM226 239V238H225ZM223 239V240H225ZM233 239V238H232ZM56 240V241H57ZM115 240V239H114ZM125 240V239H124ZM155 240V239H154ZM152 240V241H154ZM220 240V239H219ZM228 240V239H227ZM127 241V240H126ZM133 241V240H132ZM184 241V240H183ZM113 243H110V244H113V245H116V243L114 241H112ZM121 242V241H120ZM125 242V241H124ZM134 242V241H133ZM143 242V240H142ZM150 242V241H149ZM118 243V242H117ZM127 243V242H126ZM144 243H146L144 241ZM143 243V244H144ZM148 243V242H147ZM212 243V242H211ZM223 243V242H222ZM251 243V242H250ZM28 244V243H27ZM131 244V243H130ZM206 244V245H205ZM214 244V243H213ZM218 244V243H216ZM129 245V244H128ZM156 245V244H155ZM221 243L219 244L218 247H220ZM20 246V245H19ZM33 246V247H34ZM112 246V245H110ZM193 246V247H191ZM222 246L224 247V245H221V248ZM264 246V245H263ZM22 247H24L22 245ZM127 247V245L125 246ZM124 249H127L125 248ZM129 247V246H128ZM45 248V249H46ZM55 248V247H54ZM110 249V247H108ZM155 248V247H154ZM168 248V247H167ZM23 249V248H22ZM25 249V247H24ZM44 249V250H45ZM52 249H50V252L49 253H52ZM112 249V252L110 253L113 254L114 252L113 251H116L114 249L116 248H113V246L111 247ZM110 249V250H111ZM123 249V250H124ZM151 249V248H150ZM168 249V251H169ZM224 249V248H223ZM55 251V249H53ZM128 250V249H127ZM236 250V251H235ZM53 251V252H54ZM58 251V250H57ZM171 251V250H170ZM188 251V252H186ZM21 252V251H20ZM106 252V250L104 251ZM123 252V251H122ZM121 252V253H122ZM158 252H159V249H158ZM157 252V253H158ZM251 252V251H250ZM25 253V252H24ZM33 253H35V255H32ZM44 253V252H43ZM116 253V252H115ZM235 253V254H234ZM22 254V253H21ZM27 254V253H26ZM42 254V252H41ZM57 254V253H56ZM97 254L99 255V257L97 256ZM124 254V252H123ZM122 254V255H123ZM127 254V252H126ZM188 254V255H189ZM17 255V254H16ZM60 255V254H59ZM63 255V254H62ZM61 255V256H62ZM47 256V255H46ZM114 256V255H112ZM205 256V257H206ZM33 257V258H32ZM44 257V256H42ZM49 257V256H48ZM201 258L203 256H200ZM255 257H256V254H255ZM39 258V257H38ZM41 258V257H40ZM37 259V260H40ZM50 258V257H49ZM47 258L48 260H46L45 262L46 263H50V259ZM64 258V257H63ZM62 258V259H63ZM82 258H84L82 260ZM200 258V259H201ZM61 259V260H62ZM98 259H96L98 261ZM206 258H204L205 260ZM209 259V258H208ZM82 260V262H81ZM100 260V259H99ZM202 260V259H201ZM215 260V258H214ZM241 260V259H240ZM65 261V260H64ZM62 261V262H64ZM68 261V260H67ZM66 261V262H67ZM255 261V259H254ZM61 262V263H62ZM84 262V263H85ZM93 262V261H92ZM96 262V261H95ZM256 262L257 263H261V262H264V250H262V252H259V254L257 255L256 257ZM37 263V262H36ZM44 261L42 260V262L40 261V263L38 262V264H43ZM83 263V264H84ZM97 263V262H96ZM95 263V264H96ZM63 264V263H62ZM69 264V263H68ZM255 264V263H254Z\"/></svg>",
  "mask_w": 264,
  "mask_h": 264
},
{
  "label": "rangeland",
  "instance_id": "2",
  "mask_svg": "<svg viewBox=\"0 0 264 264\" xmlns=\"http://www.w3.org/2000/svg\"><path fill=\"white\" fill-rule=\"evenodd\" d=\"M4 1L0 0V2L2 3L1 4V11H4L5 10V12H6L7 10L5 8L7 7L6 5L8 4V6H9L8 8H9L10 11H13V12L16 11L19 14H21L20 17L21 16L22 17L21 18L18 17L16 19H13V18L10 17L7 20V22H5L6 20L5 19H1L2 14H0V57H2L4 55L5 56H8V54L10 53V59L13 58L12 60L15 61V63L12 60H10L9 62L13 66H15V65L17 66V64H18L17 67H20L21 70L9 71L8 70L9 68L6 67L7 65L6 66L4 65V62H5L4 59L5 58L4 59H3V57L0 58L1 59L0 60V100H1L0 101L1 102L0 103V107H1L0 108V144L1 143L4 144L5 142H7L5 144L12 146L13 144L11 145V143H14L15 142L14 145L12 146L13 147V150H19V151H21L22 146L20 147V145H21L20 143L22 141H27V139H29L28 141H30V139H31V142L34 141V140H38L37 138H34L35 136L37 137V135H35L34 137L31 136V135H34L33 134V131H30V130L27 131L29 128H26L25 126L26 125H30V123H33L34 122V123L38 124L39 127H41L42 124H44L43 121L46 122L47 119L52 122L53 113H51V112L54 111V110L56 111L55 113L58 114L56 116L59 117V118L57 117L56 120L57 121H60L62 123L61 125L64 126V129L63 130L60 129V131L58 132V130H59V128H58V130L56 131L57 132L56 135L58 133L60 134L59 137H61V136L63 137L64 136L63 139H62L63 145L61 146V149L60 148L59 149L55 148L53 151L52 150L51 151H46L45 150V153H44L43 156H39V155L38 156L37 155L27 156L28 154H31V152H33V150H32L33 148L31 150H29L30 147L27 148V151L28 152H26V153H28V154L26 156L28 158L25 157L24 160L22 161V162H26V163H24L25 164L24 165L25 169L23 171L24 174H20V172L22 170L21 171L20 170L19 171L18 170H15V167L13 165V164H15V163H13V158H12L13 156L12 157L8 156L9 154H7V152L4 153V149H3L2 145H1L2 148L0 147L1 148L0 149V210L2 211V215H1V211H0V215H1L0 216V224L2 223L0 225V235H2L1 234V229H3L2 226L5 224V221L8 220V219H11L12 221H15V222H18V221H22L23 220L24 223L22 222L23 223L22 226L25 225V230H26L25 231L24 239H26L27 242L26 241L25 242H18L19 243L18 245H16L17 244V242H16L15 243V248L10 253L11 254V258L13 260V264H20L21 263L20 260H22L23 257H25L26 255H27L26 257H29L30 258L31 256H29V255H31V254H28V252H27L28 249H29L28 246L31 244L30 245L31 247L30 246L29 247L35 249L36 247L33 244L36 243L37 241H39L40 240L39 238L42 237L41 233L40 234L38 233V232H40V230H39L40 228L37 227L38 226L37 224H34L35 221H33V218L35 219V216L33 217V215H31V214H33V212H30L27 216H25V214H24V212L22 210H17V208H15L13 210V207L16 204H17L16 206L19 207L21 205L20 202H24L25 201L24 199H26V197L31 194L32 198H34V199L36 198V200L35 201H31L29 205L31 206V204H33V202H34V204H33L34 206L32 205V208H35L38 205H40L38 203H40V200L41 199H44L46 197L49 198L52 195H56V194L58 195L59 194L60 196H62L61 197V200L64 198V201H62L63 206H65L67 208H70L71 207V209H76L77 208V206L73 204L72 198L71 197L70 198H67L65 196V194H67V193L70 195V193L68 191L69 190L68 188H69L70 185H72V182L69 181V180L74 179L71 176L72 175L71 174L72 171H75V165L72 162H73L74 158H76V156H74V153L76 152L75 149H77V146L75 144L76 143V140L74 141V139H77V141H80V143H82V144H85V142H86V144L88 143V150L87 151L93 152L92 149L94 148V150H95V148H96L98 150V152H97V150H95V151H96V154L98 156H104V154H105V157L106 158L109 157V155L106 154L107 151H108V146L106 145L107 143L103 144V148L99 145V142L101 140H103L104 136L102 134L98 133L97 138L96 137H93V133H91L90 132L91 129H89L90 126L84 120H82L83 117H84L83 115H85L87 113V111H88V113H90L92 115H93V113L95 114L96 119L98 120L97 121L98 124L99 123L101 124V122L105 120V122H103L102 125H101L102 126L101 127L102 129H104L106 127H111V129L112 128L115 129V133L116 134H118L117 132H119V128L122 127V130H123V128H126L127 126H130L129 127L130 128V132L128 134L129 135L128 138L131 139L130 142H134L136 140V137H138L140 135L142 136V132H141V134L139 133V130H140V129H138L139 126L137 128H133V126H134V124H136V122H137V124H139V122L140 121H143L145 118H146V120H149L148 122H153L154 120L157 121V120H159L158 118L162 119V118H167L168 116L172 120L180 119L181 118L182 120L181 119L180 120L183 121V122H185V123L187 122L189 124V127L190 128L191 127H192V129L194 128L193 129V132H192V135H191L192 137L190 136L189 138H186L185 136L183 137V135L181 134V136L183 137V139H187L186 142L187 143L189 142L188 143V146H190L192 148L189 149L187 147L188 149L186 148L187 149V151H186L185 149H182L183 147L182 148L179 147V148H176V151H175L176 153L175 152L174 153H170L169 152V154L165 158L168 161V166L170 167L169 169L172 170V171L175 170V172L182 173V174H186L188 172L187 170H191V172L193 171L192 173H194L195 175H196L195 171L197 173L198 172L199 173H202L201 170L202 169L204 170V167H206V166H208V168L206 167V169H209V170L210 169L212 170L215 167V171H216V169L217 170H220V173H222V175L227 171L226 173H227V175L229 177H227V178L225 177L226 179L225 178L223 179L221 177L219 180H221V182L224 181L223 182L224 183V186L226 184V187H231V188L233 187L232 190L235 189L234 190L235 193H233L235 195H233V197L230 196V198H227L228 200L225 199V198L222 199V200L221 199L219 200L218 198L217 199L214 198L215 200L218 201V203H217V201H215L213 199V201H214V204L212 203L213 206L210 205L211 207L210 206L209 207L208 206L207 207H202L201 210L199 209L197 211H196V209H193L192 208L191 209L192 211L190 210L191 212L190 211L187 212L188 214L185 213L186 211H184V212H182V214H181V212H179L178 214L175 213V215H173L172 214L173 213V210L166 209V212L164 214L165 219H162L160 217H159L160 219H158V217H155L154 214L150 210H148V209L146 210V208H144L143 206H141V204L138 205V207L135 210V213H139L140 216L142 215L141 218L142 217L143 218L141 219L138 214H136L137 217H136L135 214H133V216L136 217V219H139V222L138 223H143L144 224V225L140 224V225H142L141 226V230L144 231V232H146V233H149L150 235L152 234V237L151 236H148L149 234L148 235H143L142 232L138 231L137 233H135V236L132 235L133 238H131V235L129 234V229H127L128 226H127V228L125 227V229H124V230H126L128 232L120 229L122 231V233H121V231H119V229H117V232L119 234L120 233L122 234L121 236H119V234L116 232L115 229L112 228V226H109L108 225V227H107L106 224H103L102 226H99L100 225V220L98 219L99 216H96V214L94 213V217L91 218L87 214V213H89L88 212L89 210L88 211H84L82 213V215L81 214H78V215L75 214L76 216L73 215V216H70L67 219L66 218H62L61 215L58 214L57 217H54L52 220L50 219L49 225H51L52 227L49 226V228L44 229L48 233V236L52 238V239L50 238V240H52V241L55 240V241H53L54 242V245H52V247L53 246L55 247V248L53 247V249H55V251L51 247L49 249L45 247L46 248V249L44 248L45 250L44 249L43 250H40L42 252V254H41V252L39 253V256L37 254V257L36 258L39 259L41 257L40 260L35 259V260L32 261V263L35 262V264H38V262L40 263V261L42 262V260H43L44 261L43 264H62V263L63 264H68V263L71 264L70 263V260L68 259L69 255L65 253L66 251H63L62 249L59 250L56 247V246H58V240L56 238V233L58 232L57 230H61L64 226L66 227V225H68V227H70V225H71L70 228L72 230L74 229L75 232L79 231V232H77L79 234H81L80 228H82L81 231H82V235H83V233L85 231H87L86 232L87 234H88V231L90 233V231L93 230V225H95L96 226V229L98 228L97 231H100V232H98V235L99 236L101 235V233L103 234V232H104L103 235H105V237L104 236L103 237L105 239L102 237V239L100 238V240L101 241L103 239H104L103 241L107 240L106 241V243H107L106 244V247L104 246V249H103L104 251L106 250V252L103 251V253H100L101 255L103 254L102 256H100L101 257V258H99L100 260L96 257V254H95V256L92 257V260L90 262L83 261V263L85 262L84 264H95L96 262H97L96 264H224L223 260L220 259V261H219V259L216 258L217 257V254H215V255L212 254V255H209V257H208V255L207 256L204 255V254L203 255H200V254L203 253V252H201L200 254H198L199 255L198 256L199 258H197V255L196 256H193L192 253L189 254L188 251H186L188 253H184L185 251L183 253H181V251L177 250V251H175L173 253L172 249H169V246H168L166 240L162 236L160 237V241L159 240L156 241V238L153 237L154 236L153 234H156V233L157 234L158 233L159 234H162L163 233L164 235L165 234L167 235V233H170L171 230L174 231V229H178L179 231H181L180 234H179V240L182 241V243H186V245L189 244L187 246H190V245H193L194 246L196 240L194 239L195 237L193 235L196 236V235L200 234V232L202 233L203 230H204V232L207 233V237H208V238L206 237V240H207L206 241L207 242L206 244L207 245H209V244L211 245L212 244L217 249H221L220 252L226 251L227 250L226 245L228 243H231L237 237L245 238L246 241H249L248 243L250 244V251L251 252L250 251L248 252L249 255H246V257L244 258L245 261H243V258L241 257L240 258L241 260L239 259V261H237L234 264H254V263L255 264H264V262H261V263L260 262L259 263L256 262L257 255L259 254V252H262V250H264V246H263L264 245V194L262 193L263 188H259L261 186H264V181L261 184V186H259L260 184L258 183L259 184L258 185L256 183L258 181H256V178L253 176V175H256V172H259V171H261L262 168H264V134L262 135L263 131H259L261 133H259V136L257 135L255 137V139H256V141H257V143H258L259 146L256 147L253 150L252 153H250L251 152L250 151L251 148H249V146H246V145H244L245 147L242 146L243 147L242 148L243 151H244V148H247V149L249 148L250 149L249 150L250 152H248L247 149H245L246 151H244V152L245 153L247 152V155L240 149V147L235 146V145H231V143H228L227 144V147L230 148V151H227L228 152V156L230 154V157L235 156L237 159H239V157L241 159V155H242V156H245L247 158V162H249L248 165H246V163H243L242 160H240L242 163H238V162L235 163V159H233L234 160V162H232V164L234 165V167H233L232 164L229 165L230 162L232 161L231 160L232 158L231 159H228V156H224V153H221L222 152L221 149L223 147L222 146L223 144H221V143H224L227 140V138H229L230 128H225V126H222L221 127V125H219L220 124V118L218 117L219 115L212 116V117H210V116H208L206 114L200 115L199 113H197L198 110H194V107L192 108L191 107V104L187 103L184 98L181 100L182 102L180 104L184 106V109H187L189 107L190 108L187 109L184 114L183 113L176 114L178 112L176 110H177V108L179 106V103L177 101L178 100L177 97H175V94L172 95L173 98L172 97L171 98L170 97L168 98V97H165L164 95H162L165 98V100H166V98H168V100H169V101L167 100V103L168 104L165 105L166 104V101L164 100V98H162L161 100H158L157 99L158 98L157 95L159 96L160 93L159 94L156 93V92L154 93L155 88H156V86H155L156 84H157V87H160V86L163 87L162 85H165L167 83V81L169 80V77L166 76L167 74H169V72L166 69L167 66L166 67L164 66L165 68L163 67V63L166 65V63H168V61L163 60L164 57L161 56V54H163L165 52L164 50L168 51L169 49H171V50L174 49V50H176V52L179 51V53L181 54L182 57H183V55H186V54L188 55V58L190 57V55L188 54L190 52V49H187V48H189L190 45L187 44L186 41L185 42L183 41V43H182V40L180 39V36H181V38L183 37L182 33H184V32L181 31V33L179 32L180 34L178 33L179 34V40H178V42L180 41L179 42V45L182 43V45H181L182 47L178 45L177 38H175V41H176L177 44L175 43V41L174 42L173 41H167L166 36L165 37H162V35L164 36V34H161L162 32L159 31V28L160 27H158V29H156L157 30L156 31L155 28H154V26H155L154 24L155 23L152 22V21H149L148 17L150 16V14L148 12H143V14H145V15H144V17H142V21H141V16H143V15H140V14H142V13H140V11H138V10H134V9H137V7H136L137 4H138V7H140L139 4L140 5L143 4L142 3V0L141 1L140 0H121V1L120 0H37V2L41 5L40 7L43 6L42 9H45L46 8V12L41 13L40 16H39V18L41 20L47 21V25L44 28V33L45 34L42 36V38H43L42 41H41L40 37L38 36V33L40 31L39 28H36L37 27V26H35L36 24H32V23L30 24L31 26L29 25L27 27V29L23 31V33H24L23 36L16 37L14 39L12 37L5 36L6 28L9 27V26L16 25V23L18 22V20H25L27 18L26 16L23 15L24 14L23 11L25 10L24 9V5H22L20 3H17L16 4L14 1H13L14 2V4H13V2H10V0L9 1L8 0H4ZM165 1L167 2V3L165 2L167 8L169 10H171V9L173 10V8H174V6H173L174 5V2L172 0H165ZM185 1H187V0H185ZM220 1H222V0H218V2H220ZM226 1L228 2V4H230L231 1H232L233 5L230 6V9L231 10L237 8V5H236L237 4L236 3L237 0L236 1L235 0H226ZM241 1L244 2V3H246V4L250 3V0H241ZM263 1L264 0H262V3H264ZM3 2H4V5H3ZM190 2L188 1V5H192L193 4L194 6H196L195 3H198L199 4L201 2L200 3L201 5L204 3L203 5L206 4V6H207V3L206 2H203L201 0H199V1L198 0H190ZM210 2L211 1H209V5L208 6L211 7V8H213V6L211 5ZM168 3L170 5H167ZM115 6H118L120 8H117L116 7L117 10H115L116 9ZM121 6L122 7L124 6V8H122ZM254 6H255L254 3H252V7L255 9L256 6L255 7ZM121 8L124 9L125 11L124 10L123 11L121 10L123 13H120L119 14V12H120L119 9H121ZM263 9H264V5H263V7L261 6V7L257 8L258 15L257 16H252L251 17L252 19L250 18L251 21L248 20V23L247 22H241V20H238L239 18H237V20H236V18H234V16H232V14H233L232 12L229 15V17H228V15H225L224 12H220L219 13L217 10L215 12L212 11V14L218 15V17H219V21H220L219 29L222 30L220 32V34L222 35V34L225 33L223 35L224 36V42H227V43H230L231 44V43L234 42V39H235L233 37L234 36V34L232 32L233 30L236 29L235 30V33H236L238 31V29L240 30V29L243 28V30H244L245 28H248L247 26H250L249 28H252V27H254L257 24L264 25V16H262V14H261V10H263ZM71 10H72V12H70ZM75 10H77L76 11L77 12V15L79 14V12H82L81 17H79L78 20L76 18L77 15L74 14V16H73V14H72ZM108 10H109V12H108ZM144 10H146V9H144ZM40 11H43V10H40ZM117 11H119V12H117ZM138 13H140V14H138ZM146 13L149 16H147ZM137 14H138V16H136ZM58 15H60V16H58ZM117 15H118V17L120 19L119 18L117 19ZM133 15H135L134 17L136 19L133 17ZM145 16H147V17H145ZM72 18H74V19H72ZM150 18H151V16H150ZM121 19H123V20L121 21ZM137 19H139L140 21L137 20ZM116 20L118 21V27H117L118 29H115L113 27V26H116V25H114V23L116 22ZM143 20H145L148 23L145 24L146 22H144ZM30 21H31V19H30ZM139 22H140V24H141V22L143 23V26L142 27L140 26ZM149 22L152 25H154V26H150L151 24ZM200 24L202 25V23L196 22V26L199 27L198 29L199 30H202L204 28L203 25H205V24L203 23L202 26ZM162 25H163V27L165 26L164 24H162ZM198 25H200L203 28H200V26H198ZM134 26H135L136 30H135ZM244 26H245V28H244ZM72 28L73 29L75 28V29L72 30ZM138 28H142V30L140 29V31H139ZM146 28H148V29H152L153 28V31L155 32V33H153L154 36H151L152 35V32H149V31L147 32L148 29L145 30ZM35 29L36 30L38 29V30L35 31ZM114 29L117 32H119L122 29L123 32L121 30L119 33H117L116 31H114ZM143 30H144V33H142ZM262 30H264V29H262ZM134 31H137L136 32L137 35H135L136 33ZM145 31H146V35H148L149 37H147L145 35ZM114 32H116V33H114ZM75 33L82 34V35H85V36L82 37V38H78V36H76ZM124 33H125V36H124ZM139 33L140 34H144L142 36L143 37L145 36V39L149 38L147 41H150L151 40L152 43H150L151 41L150 42H146L145 39L142 40L143 37L140 36ZM149 33H151V34L149 35ZM34 34L37 35V36H34ZM115 34H117V35H115ZM178 34L175 35V37H177ZM202 34L203 35H206L207 33L204 34V32H202ZM209 35L210 34H207L206 37H209ZM126 36H129V37H126ZM262 36L264 37V34ZM34 37H36V38L39 37V38L36 39ZM48 37H50V39H51L50 41H52L51 42L52 48L49 50L50 51L49 52V55L51 53V55H50L51 56V62L53 64L55 63L54 64L55 66H56L57 63H60V65L62 66L61 72H63V70L65 69V66L67 64H69V66H72V62L71 61H74V60H75L76 63L78 61L80 62V64L82 63L81 64V67L82 68H80V70H77V72L75 71V73H73V72H69V69H71V67H68V72L70 74L72 73V75L74 76V78H73L74 81H73V79H71L69 83L66 82V83H63V84H60L59 85V89L61 88L60 90L63 92L62 93L63 95H59V99L60 100L59 99H56V100L53 99L51 97V95L47 96L45 94H42L40 96V104H38L39 101L37 100V98H35V92L38 89H37V87H35V88L30 87L29 90H28L29 96H28L27 100L25 101L26 103L23 104V107L25 109V112H23V114H19L16 111H18V110L21 109V106H19V101H18V99H19L20 96H17V98H18L17 99V98H15V97H13V96L10 95V93H11L12 90L14 91V89H17L18 88V87L16 88V86H15L16 85L15 83L17 82V79L18 78H20V77L21 78H23V77L25 78L27 74L28 75H34L35 77L37 76L36 77V81L44 85L43 89H47L48 86L53 85V83H56V80L58 82L59 81L58 79H60V78L56 77V76H58V75H56L57 73L55 74V72L53 70L50 71V68H49V67H51V64L47 60V57H46V54H45L46 53L45 52L46 50L44 49L45 48L44 45L46 46V43L48 45V42H49ZM158 37H160V38H158ZM124 38H126V39H124ZM127 38H129V39L127 40ZM209 38L212 39L211 37H209ZM26 40H32V42H33L32 55H34V56L36 55L41 60V62H44L43 64H45L46 67L41 62L40 63L45 68L48 67L47 68L48 69L47 72H42L40 70V68H38V66L31 61V58L27 57V55H26V57L24 56L25 54L20 49V46ZM159 40L160 41L163 40V41L160 43ZM143 42H144V44L145 43L146 44L149 43V44H147L148 46L145 44V47L146 48L149 47L150 44H151L150 45L151 47L147 48L148 49L147 50L146 48H144V44L142 45ZM171 42H172V44H171ZM258 42H264V38L262 40H259ZM162 44H164V45L166 44V45L164 46ZM171 45L173 47H176V49L173 48V47H171ZM183 46H185L186 48L183 47ZM125 47H127V48L130 47L129 49H132V51L128 49V53L126 54V52H127L126 49L127 48H125ZM141 47H143V48H141ZM159 47H160V49H159ZM55 48H57V51H55ZM136 48H140V50L139 49H136ZM156 48L159 49V51H161V54H160V52L159 53L157 52L158 50ZM178 48H180V50L182 49L183 51L182 50L180 51ZM259 48L261 49V51L263 50V55H264V43L262 45L256 46L255 47V51H259L260 50ZM143 49H145L146 51L144 50L142 52L141 50H143ZM161 49H163V50H161ZM184 49H186L187 52ZM85 50H87L88 52H92V53L93 52H96V53H94L95 56L94 57H90L88 55V56H86L84 58V55L83 54H84V51ZM139 51L142 52V55H141V52H139ZM154 51H155L156 54L154 53ZM136 52H137V55H136ZM185 52H186V54H185ZM99 53L101 54V56H99ZM122 54H124V55H122ZM157 54L162 59H160V57ZM156 55H157V57H156ZM150 57L151 58L153 57V59L159 57V59H156V60H158V61L162 60V62L160 61V63H159L157 61V63L154 64V69L153 70L156 71V69H157V72L160 73V71H161L162 73H160V74L161 75L163 74L162 76H159L157 78H153L154 82H157V83H154L151 79H150V81L147 80V79H144V81H142L143 79H141V78L144 77L143 76L144 73L141 72L142 71V67H141L142 65H140L138 63H141V62H144V63H147L148 62V63H150V61L152 60ZM15 58H17L18 60L15 59ZM139 58L140 59H142V58L144 59L145 58V59L144 60L142 59V61L139 62L140 61ZM188 58H187V56H184L183 59H186V60H184V62L188 61L189 60ZM108 59L112 62V64H113V62L120 61V60H123V59H125L127 62H129V61L130 62L128 63V65L125 64V66H124V68H126L125 70L123 68L118 69V71H117L118 74L116 73L117 75L115 76L111 72V70H110L111 69V66L108 65ZM132 59H134V60L136 59V60L135 61H132ZM149 59H151V60H149ZM224 59H222V63H221V61H218V62H220V64H223L224 63V61H223ZM244 59L245 58H242L241 60H238V61H241L242 62ZM82 60H83V62H82ZM262 60H264V56L262 57ZM136 61L138 62L137 64L140 65L139 66V67H141L140 69H139L138 65L135 64ZM30 62H31V64H30ZM144 63H142V64H144ZM33 64L36 65L37 67L34 66ZM156 64H161V66L160 65H157L156 66ZM177 64H176V66H178L177 70H179V69L180 70L179 71H176V72L178 74H181V75L179 76L176 73L178 76L177 75H172L171 78L172 77H176V78H180L181 79L182 76H183V78H185L184 76H186V78L188 76H190L189 74L192 71L191 69H189L190 71L187 74L189 65H187L188 66L187 67L186 66V63H185V66L187 68L185 66H183V68H181L182 66H179V64L178 65ZM126 65H127V67L129 69H127ZM129 65L130 66L133 65L132 66L133 68L132 67H129ZM31 66H33V67H31ZM155 66L157 67L156 69H155ZM87 67H88L89 70L87 69ZM151 67H153V65ZM162 67H163V69H161ZM158 68H160L161 70L160 69L158 70ZM171 68H173V66ZM34 69H35V71H34ZM93 69H95V70H93ZM121 69H123V70H121ZM150 69H152V68H150ZM31 70L34 71L35 74L32 73ZM97 70L99 71L98 76L94 72V71H97ZM127 70L129 71V73L132 72V74L134 76H132V75L131 76L135 79V81H137V82H134V84L133 83L130 84V86L132 87L131 88L129 86L131 88V90H130V88L128 86H127L128 88L127 87H123L122 86V81H120V79H118V78H120L122 76H125L126 74L128 76H130V74L126 73V72H128ZM163 70H165V71H163ZM155 71H153V72H155ZM221 71H226V68H223ZM163 72H166V74L163 73ZM151 75H152V73H151ZM223 75L224 74H222V76ZM200 76H201V78H200ZM205 76H207V75L206 74L197 75V76H194V79L195 78L197 79L199 77V80L202 79V78L205 80V78L207 79V77H208V76L207 77H205ZM211 76H212V79H214V77H215L214 74H210V77ZM159 78L160 79L162 78L161 79L162 81ZM20 79H18V80H20ZM164 79H165L166 83H165ZM27 80H28V82H27ZM27 80H26V82H24V84H21L19 88H23V85L25 86V83L28 84L29 83V79H27ZM71 81H72V83H71ZM139 81L140 82L142 81L143 83L142 82L140 83ZM79 82L82 84L81 86H78L80 84ZM109 82L110 83H116L117 82L116 84H118V86L119 85L120 86L119 87L117 86L118 87L117 90L116 89H114V90L111 89V91H109L108 88L106 87V84L109 83ZM93 83H94V85H93ZM70 84L71 85L74 84V85H76V87L78 86L75 89V91H73V89H70ZM160 84H162V85H160ZM83 86H85V87H83ZM121 86L123 88H125V89L123 90ZM252 86H253L252 83L247 84V85H241L240 87H236V89H233L232 92H230V93L232 95H234V97H241V96H239V93L242 92V91H247L249 89L251 91H254V89H258L257 87H255V86L252 87ZM148 89L151 90V91H149ZM93 91H95V92H93ZM127 91L128 92L131 91V92H129V93H131V95ZM138 91H141L142 94H140V92L138 94ZM143 91H144V93H143ZM71 92H72V94H71ZM124 92H126V93H124ZM147 92H148V95L149 96L152 94L153 96L152 95L151 96L153 98L156 97V100H158V101H155V98L152 100V97L150 96L151 101L152 102L155 101L156 103L153 102V104L151 105L150 103L147 104L146 100H144L147 105L145 103H143V104H145V105H143L142 103L139 104V103L136 102V100L132 99L135 96L134 93L136 95L138 94L141 97H145ZM127 94H129V95H127ZM9 95H10V97H9ZM126 95L128 96V99H126L127 98ZM148 95H147V97L149 98ZM1 96H3V97H1ZM130 96H131V98H130ZM78 97H80V99ZM1 98L2 99H8L7 100L8 102L6 100H2ZM12 98H14V99H12ZM76 98H78L81 101L79 102ZM129 98H130V101H129ZM101 99H103V100H101ZM67 100H68V102H67ZM76 100L79 103H83V106H85V104H86L85 108L82 107L79 103L77 104ZM163 100H164V102L162 103ZM63 101H64V103H63ZM65 101L67 103H65ZM82 101H84L85 103L82 102ZM184 101L186 102V104H188V106L189 105L190 106L187 107V108H185L187 105L185 104ZM94 103L97 104V105H95ZM134 103L139 104V106L137 104H134ZM160 103L162 104V106L160 105ZM174 103H178L177 104L178 106L175 105ZM136 105H137V107H136ZM155 105H157V106L155 107ZM167 106H169V107H167ZM53 107H55V108H53ZM79 107L80 108H84V109H80ZM139 107H141V108H139ZM157 107H160L162 109L157 108ZM163 107H164V109H163ZM253 107H254L253 113H255L254 115L260 114V116L264 117V106H258L257 107V105H254ZM155 109L156 110L159 109L160 110L159 113H161L162 115L161 114L159 115V113H157V111L155 112ZM190 109L192 111H195V112H192ZM172 110L173 111L175 110V111L173 112ZM8 113L9 114L12 113L14 118L12 117V115H9ZM17 113H18V115H17ZM156 113L158 114V116H157ZM196 113H197V115H195ZM115 114H116V116H114ZM117 114H120V115H118L119 118H117L118 117ZM145 114H147L146 115L147 117L145 116ZM19 115H21V116H19ZM16 116H18V118ZM144 116H145V118H144ZM10 117H12L13 120L10 119ZM141 117L144 118V119L142 120ZM227 117H229V116H227ZM227 117H225V120L226 121L228 119ZM15 118H16V120H15ZM156 118H157V120H156ZM3 119H5V120H3ZM17 119H19V122L21 121V123L23 122L24 124H20L21 126L19 124L17 125V123H18V120ZM23 120H25V121H23ZM60 122L58 124H60ZM113 123H114V125H113ZM119 123L122 124V125H120L121 127L117 128L118 129L117 130L116 129V125L119 124ZM38 125H36V127H38ZM76 125L78 127H76ZM70 128H72L71 131H74V133H71ZM252 130H255V129L252 128ZM174 131H176V130H173L172 133ZM28 132H32V133L30 134ZM119 133L121 134L122 132H119ZM220 133H221V135H220ZM83 134H84V136H83ZM176 134L179 135L178 132H176L174 135H176ZM73 135H74V137H73ZM70 136L73 137L74 139L73 138L71 139ZM31 137L33 138V140H32ZM68 137L71 139L72 142L67 141L66 138H68ZM216 137L217 138L219 137L218 138L219 140H216L217 139ZM16 138H18V139H16ZM220 138H222L223 141H222V139L220 140ZM5 139L6 140H9V141H6ZM98 139H100V141H98ZM211 139H212V141L214 140L213 141L214 143L216 142V145H217V143H219V145L222 146V147L221 146L219 147L217 145L219 148H221V149H219V152H218L219 154L217 152H215V153H217V155H215L213 148H210L209 149L208 148L209 146L205 143L207 141H211ZM1 140H3V141H1ZM13 140H15V141H13ZM16 142H17L18 145H15ZM69 143H71V144H69ZM201 143H203L204 145L201 144ZM23 144L24 143H22V145ZM205 144H206V146H205ZM229 144H230V146H229ZM17 146H19L20 149ZM236 147L239 148L240 151H242V152H240L239 150L237 151ZM228 148L226 150H228ZM208 149L211 150V151H209ZM223 149H224V147H223ZM61 150H62V152H64V154L60 153ZM183 150H185V151H183ZM256 150L257 151H260V153H257ZM67 151L70 152L69 153L70 155L68 154ZM121 151H123V149ZM166 151H168V148L166 149ZM254 152L256 154H258V156H256V154ZM240 153H242V154L240 155ZM253 153L255 154V161L253 159V155H254ZM5 154L8 157H5L6 156ZM221 154H223V155L221 156ZM251 154H252V157L250 158V155ZM248 155H249V157H247ZM173 156H174V160L172 158ZM184 156H187V157H184ZM6 158H8L9 160H7ZM249 158L252 159V161L249 160ZM256 158H258V159L256 160ZM11 159H12V162H10V164H11L12 167L10 166V164H8L9 161H11ZM160 159H163V158H160ZM224 159H226V160H224ZM56 160H58V163H57ZM229 160H230V162L228 164L227 162ZM258 160H261L262 162L261 161H258ZM3 161H4V163H2ZM172 161H175V163L173 164ZM253 161H254V163L255 162H257V163H255V165H253V167H251L252 164H254ZM220 162H221V165L219 164ZM60 163L62 164V166L63 165L65 166L64 170L66 171L67 174H69V176H71V178L66 179V176H65V178L62 180V182H60L59 185H56V183H57V181H56L57 179L56 178L59 177L60 173H62L61 172L62 170L60 168L62 166H61ZM171 163L173 165H171ZM56 164H58V165H56ZM151 164H154L156 166L155 162L153 163V160L151 161ZM151 164H150V162L148 163V165H150V168L148 167L150 169V170L148 169L149 172H148V170H144L143 171L144 173L142 175H144V174L145 175H148V173H150L152 171V169L154 168V165H151ZM1 165H3V166H1ZM217 165H220V166L217 167ZM55 166H56L57 169H55ZM95 166H97V165H95ZM152 166H153V168H152ZM209 166H210V168H209ZM212 166H214V167L211 168ZM46 167H48V168H46ZM51 167H53V168H51ZM137 167H141L140 163H138V165H136L135 168H134L135 171L137 170L136 172H138L140 170ZM231 167L233 169H235V170H233V169H232L233 171L230 170ZM246 167H248L249 169H253V171L256 169L255 170L256 172H254V174L252 175L253 171L250 172V170H248V168H246ZM49 168H51L52 171L51 170L48 171L47 169H49ZM244 168L246 170L242 171V169H244ZM90 169L93 170V165L90 167ZM98 169H99V167L98 168L97 167H94V170L91 171V172H89V170H87L86 172L85 171H82L84 174L81 175V179L83 178V175H84V177H85L86 180L92 181V176L93 175H99L100 174V170H98ZM117 169H118V167H117ZM53 170H56V171H53ZM127 170H129V169L127 168ZM257 170H259V171H257ZM15 171H17V172H15ZM41 171L42 172H45V174L42 173ZM213 171H214V169H213ZM247 171H249L250 173L247 172ZM23 172H21V173H23ZM46 172L49 173V176H48V174H46ZM128 172H129L128 175H125V174H127L126 172L124 174L125 176H127L126 179H129L130 178L132 180V181H129L130 180L129 179V180H127L128 182H130V183H133V182L137 183V181L139 182L140 179L139 180H136L133 177V175L131 174V172H132L131 170H129ZM244 172H245L246 175L244 174ZM192 173H188V174H192ZM226 173H225V176H226ZM228 173H230V174L232 173L231 174L232 176L230 174H228ZM57 174H59V175H57ZM194 174H192V175L195 176ZM56 175H57V177H56ZM143 177L144 176H141V180H140L141 183L139 182L140 184H142V182L144 183V178ZM223 177H224V175H223ZM43 178H45V179L43 180ZM52 178H54V179H52ZM47 179L51 183L48 187H47V183H46L47 182L46 181ZM133 179H135V180H133ZM80 180H79V182H82ZM227 180L230 182V183H228V186H227ZM155 185H156V183H152L151 184L152 187L150 186L151 188H153L152 189L153 191H148L147 192L146 188H144V190H145V192H146L147 195H151L152 196L154 194V192L156 190V188H154ZM46 187L48 188L47 190L45 189ZM28 189H29V191H28ZM2 193H3V195H2ZM78 193H79V195L82 194V192H79V191H78ZM82 195L84 196L85 193H83ZM79 198H81V195L79 196ZM10 200L12 201L11 204L14 202L13 203V207L9 203H7ZM16 200H17V202L20 200L18 202L19 204L17 202H15ZM238 202H240L239 204L246 208L245 216H242V218H241L242 221H240V223H242V224L239 225V222H238V225L239 226H237V224L235 223L236 220L234 219V223L235 224L232 225V226H233V228L235 226L237 227V228H234L235 231L233 229L231 230V231H234V232H231L229 230V233L227 234L224 231L222 232L220 230H217L216 229V225H214V223H213L215 221V219H216V216L215 215L218 214L220 216V214L222 213L221 214V217H225L226 216V213L225 212H227L228 210H231V207L233 205L234 206L235 205H239ZM112 203L113 204L110 206V211L112 210L113 213H117V215L119 217H121L122 216L120 214L121 213V210H120L121 209V206L118 205L119 203L117 202V199H113L112 200ZM25 204L27 205V203H25ZM9 206H11L12 208L10 207L11 208L10 209ZM91 206H93V204ZM1 207H3V208H1ZM118 208H120V209H118ZM256 208H258L259 211H256ZM194 210H195V212H194ZM13 211H15V212H13ZM81 211H82V209H81ZM199 211H203L204 213L199 212ZM228 212H230V211H228ZM196 213H198V216H200V217H198ZM203 214H205V215H203ZM42 215H43V213L41 214V216ZM83 215L84 216L87 215L88 217H86V216L83 217ZM176 215L177 216L179 215V216L177 217ZM172 216H173V218H174V216L176 217L175 221L173 219V222L171 221L172 220L171 219ZM201 216H203V219H202ZM81 217H83V219ZM90 218L91 219H94L95 218V219H98V220H96L97 222L95 224H92L91 222H88V219H90ZM140 219H141V222H140ZM74 220H76V221H74ZM28 222L29 223L31 222V224H29ZM140 225L137 224V226H140ZM82 226L83 227H87V229L86 228H83ZM178 226H179V228H178ZM214 226H215V228H214ZM90 227H91V229H90ZM22 228L24 229V226ZM28 228L29 229L31 228V229L29 230ZM212 228H214L216 230H214ZM5 230L6 229H3L2 230V233ZM112 230L113 231L115 230V231L113 232ZM50 232H52V233H50ZM110 232L111 233H115V234L117 233L118 234V235H116L117 238L115 236H114L115 238L114 237H111V236H113V234L110 235ZM219 232H221V233H219ZM238 232L241 233V234H239ZM218 233L221 236L218 235ZM224 233H226L227 235L226 234L224 235ZM230 233L231 234L233 233V234L231 235ZM136 235H137V237H136ZM230 236H233L232 237L233 239ZM129 238H131V239H129ZM223 239H225V240H223ZM142 240H143V242H142ZM152 240H154V241H152ZM112 241H114L116 243V245L110 244V243H113ZM144 241L146 243H144ZM216 243H218V244H216ZM220 243H221V245H224V247L222 246V248H221V245H220V247H218ZM22 245L25 247V249H24V247H22ZM110 245H112L113 248H116V249H114L116 251H113L114 253L111 254V255H110V253L112 252V249H111L112 246H110ZM126 245H127V247H125ZM193 246H191V247H193ZM108 247H110L111 250ZM124 247L127 248L128 250L127 249H124ZM50 249H52V253H49L50 252ZM158 249H159V252H158ZM168 249H169V251H168ZM47 251H49V252H47ZM122 251L124 252V254H123ZM126 252H127V254H126ZM255 254H256V257H255ZM32 255H35V253H33ZM112 255H114V256H112ZM42 256H44V257H42ZM97 256L99 257L98 254H97ZM200 256H203V257L201 258ZM26 257H25V259L26 260H29ZM19 258H22V259H19ZM47 258H49L51 260L50 263H46L47 262L46 260H48ZM204 258H206V259L204 260ZM214 258H215V260H214ZM44 259H46V260H44ZM83 259L84 258H82V260ZM96 259H98V261ZM254 259H255V261H254ZM82 260H81V262H82ZM62 261H64V262H62ZM74 261L75 262H72V264H83V263H80L79 261L77 262L75 259H74Z\"/></svg>",
  "mask_w": 264,
  "mask_h": 264
}]
</instances>
